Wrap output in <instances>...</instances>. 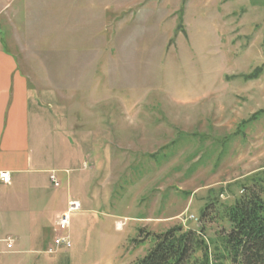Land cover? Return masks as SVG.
I'll return each mask as SVG.
<instances>
[{
    "label": "rangeland",
    "instance_id": "374dc122",
    "mask_svg": "<svg viewBox=\"0 0 264 264\" xmlns=\"http://www.w3.org/2000/svg\"><path fill=\"white\" fill-rule=\"evenodd\" d=\"M58 3L18 55L101 168L93 210L70 215L72 264H134L207 204L208 264H234L210 218L264 171V0Z\"/></svg>",
    "mask_w": 264,
    "mask_h": 264
},
{
    "label": "crops",
    "instance_id": "0c3cea01",
    "mask_svg": "<svg viewBox=\"0 0 264 264\" xmlns=\"http://www.w3.org/2000/svg\"><path fill=\"white\" fill-rule=\"evenodd\" d=\"M56 6L58 0H0V171L10 174V183L0 181V264H72L71 249L48 253L56 220L69 202L79 206L71 215L86 214L98 199L100 166L87 164L62 110L33 93L18 55L19 43L31 40L28 27L42 25L46 11L57 19ZM69 234L74 239L71 223Z\"/></svg>",
    "mask_w": 264,
    "mask_h": 264
},
{
    "label": "trees",
    "instance_id": "16d2710c",
    "mask_svg": "<svg viewBox=\"0 0 264 264\" xmlns=\"http://www.w3.org/2000/svg\"><path fill=\"white\" fill-rule=\"evenodd\" d=\"M208 207L201 213L199 226L179 225L153 234L152 247L134 264H208L204 239ZM220 209L210 221L217 217L227 224L220 236L222 257L234 264H264V171L253 175L233 202Z\"/></svg>",
    "mask_w": 264,
    "mask_h": 264
},
{
    "label": "built area",
    "instance_id": "2783aa9c",
    "mask_svg": "<svg viewBox=\"0 0 264 264\" xmlns=\"http://www.w3.org/2000/svg\"><path fill=\"white\" fill-rule=\"evenodd\" d=\"M51 180L54 186H59V182L55 176H51ZM0 181L4 184L10 183V174L7 171H0ZM79 206L76 202H69L68 208L65 212H62L56 220V226L54 229L55 235L52 240V246L48 250V253H55L60 249H69L72 245L71 237L69 234L70 215L72 212L77 211Z\"/></svg>",
    "mask_w": 264,
    "mask_h": 264
},
{
    "label": "water",
    "instance_id": "95a60500",
    "mask_svg": "<svg viewBox=\"0 0 264 264\" xmlns=\"http://www.w3.org/2000/svg\"><path fill=\"white\" fill-rule=\"evenodd\" d=\"M198 226H199V224H198Z\"/></svg>",
    "mask_w": 264,
    "mask_h": 264
}]
</instances>
